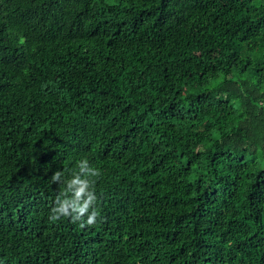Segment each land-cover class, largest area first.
Here are the masks:
<instances>
[{
	"label": "trees",
	"instance_id": "1",
	"mask_svg": "<svg viewBox=\"0 0 264 264\" xmlns=\"http://www.w3.org/2000/svg\"><path fill=\"white\" fill-rule=\"evenodd\" d=\"M0 264H264V0H0Z\"/></svg>",
	"mask_w": 264,
	"mask_h": 264
},
{
	"label": "clouds",
	"instance_id": "2",
	"mask_svg": "<svg viewBox=\"0 0 264 264\" xmlns=\"http://www.w3.org/2000/svg\"><path fill=\"white\" fill-rule=\"evenodd\" d=\"M91 219V218H90Z\"/></svg>",
	"mask_w": 264,
	"mask_h": 264
}]
</instances>
